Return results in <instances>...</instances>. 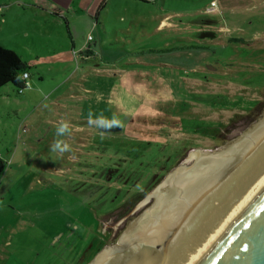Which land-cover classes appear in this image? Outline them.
Segmentation results:
<instances>
[{
  "label": "rangeland",
  "instance_id": "obj_1",
  "mask_svg": "<svg viewBox=\"0 0 264 264\" xmlns=\"http://www.w3.org/2000/svg\"><path fill=\"white\" fill-rule=\"evenodd\" d=\"M0 46L30 75L0 90V264H88L264 118V0H0ZM103 82L135 97L129 123L78 132Z\"/></svg>",
  "mask_w": 264,
  "mask_h": 264
},
{
  "label": "bare ground",
  "instance_id": "obj_2",
  "mask_svg": "<svg viewBox=\"0 0 264 264\" xmlns=\"http://www.w3.org/2000/svg\"><path fill=\"white\" fill-rule=\"evenodd\" d=\"M260 125H264V119ZM236 151L235 147H230L210 157L192 155L189 166L183 165L172 173L148 196L143 207L145 204L149 207L123 233L119 243L105 249L94 264H153L157 255L152 251V244L174 221L185 203ZM263 188L264 142L192 212L169 242L163 264H197L215 241L220 221L218 201L223 197L247 202Z\"/></svg>",
  "mask_w": 264,
  "mask_h": 264
},
{
  "label": "water",
  "instance_id": "obj_3",
  "mask_svg": "<svg viewBox=\"0 0 264 264\" xmlns=\"http://www.w3.org/2000/svg\"><path fill=\"white\" fill-rule=\"evenodd\" d=\"M263 119L232 145L212 154L201 155L197 152L189 156V158L192 155L205 158L217 155L230 147L237 149L236 153L224 162L220 170L207 180L208 183L185 203L174 221L164 229L160 238L152 244V251L157 255L153 264L164 263L169 242L192 212L263 144L264 125H260ZM119 130L120 128L116 127L104 129L105 132H117ZM181 167L174 172L180 170ZM218 206L220 221L215 241L197 264H264V188L253 200L234 202L222 197L218 201ZM120 240L121 237L114 245H117ZM104 250L97 253L88 264H94Z\"/></svg>",
  "mask_w": 264,
  "mask_h": 264
},
{
  "label": "crops",
  "instance_id": "obj_4",
  "mask_svg": "<svg viewBox=\"0 0 264 264\" xmlns=\"http://www.w3.org/2000/svg\"><path fill=\"white\" fill-rule=\"evenodd\" d=\"M162 23L163 22H161V25H160L161 27H162ZM110 75L108 73H103V72L101 73V77L106 79V83L108 81H113V77H115L112 74L110 78ZM29 78H30V75H29ZM119 81H120V78L119 80H115V82H119ZM106 86L107 85L105 84V82H103L99 89L101 93L100 95H97L99 98H101L103 94L108 96V97H105L103 102L100 101L102 104H100L99 106L93 105V107L95 108L90 110L89 113L83 112V111L81 112L79 111L77 113L76 116L79 119V124H80L79 127H77L78 132L82 131L83 126H90V122H93L96 125L105 126L107 128L110 126L111 127L115 126L119 128L129 123L128 119H129V116L132 114L131 110L134 105H137V103L135 102L136 101L135 97L130 96L128 94L129 93L128 89L118 92L115 89H112L111 87L106 88ZM80 91L84 93L85 95H90L93 92L89 88H86L84 90L80 89ZM17 95H23V92L21 94L17 93ZM81 98L82 97L79 96L77 99L81 100ZM108 114H109V117H108ZM91 118H94V120H92Z\"/></svg>",
  "mask_w": 264,
  "mask_h": 264
},
{
  "label": "trees",
  "instance_id": "obj_5",
  "mask_svg": "<svg viewBox=\"0 0 264 264\" xmlns=\"http://www.w3.org/2000/svg\"><path fill=\"white\" fill-rule=\"evenodd\" d=\"M101 8L102 4L99 6V9ZM24 73H28V68L19 59L17 54L10 49L0 46V89L6 85H11L16 89L18 94H21L26 89V82L21 79ZM4 169L5 164L0 160V174Z\"/></svg>",
  "mask_w": 264,
  "mask_h": 264
},
{
  "label": "built area",
  "instance_id": "obj_6",
  "mask_svg": "<svg viewBox=\"0 0 264 264\" xmlns=\"http://www.w3.org/2000/svg\"><path fill=\"white\" fill-rule=\"evenodd\" d=\"M214 4H215V2L212 1V2H211V6H214ZM28 78H29L28 73H24V74H22L21 79L24 80V81L26 82V83H25V88L28 86V83H27Z\"/></svg>",
  "mask_w": 264,
  "mask_h": 264
},
{
  "label": "clouds",
  "instance_id": "obj_7",
  "mask_svg": "<svg viewBox=\"0 0 264 264\" xmlns=\"http://www.w3.org/2000/svg\"><path fill=\"white\" fill-rule=\"evenodd\" d=\"M64 131H66V127L64 125H61V127L57 129V133H63ZM67 149H68V146L65 145L64 150H67Z\"/></svg>",
  "mask_w": 264,
  "mask_h": 264
}]
</instances>
